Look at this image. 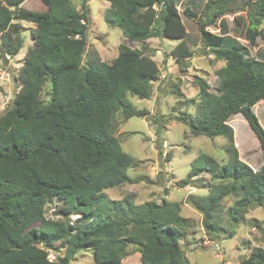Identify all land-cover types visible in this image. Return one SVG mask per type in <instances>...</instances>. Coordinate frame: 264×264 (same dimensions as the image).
Listing matches in <instances>:
<instances>
[{
	"label": "trees",
	"instance_id": "obj_1",
	"mask_svg": "<svg viewBox=\"0 0 264 264\" xmlns=\"http://www.w3.org/2000/svg\"><path fill=\"white\" fill-rule=\"evenodd\" d=\"M24 1L0 0V55L21 48L20 21L34 24L32 46L20 67L21 89L0 113V264H70L83 249L91 250L94 264H121L128 245L140 253L141 264H188L179 243L188 222L179 202L136 203L132 194L109 199L104 192L132 182L127 169L138 161L122 150L112 133L113 120L116 113L125 119L148 113L136 108L128 95L149 98L152 82L160 78L157 62L146 53L150 47L120 43L110 62L89 57L82 63L89 20L86 0L80 9L71 0H39L44 10L25 8ZM107 1L104 20L121 28L130 41L175 39L179 41L170 52L176 60L192 54L180 0ZM198 2L199 12L187 5L183 13L197 17L203 48L224 64L215 71L214 91L203 77L194 76L197 110L184 111L177 119L193 136L224 137L227 160L220 163L200 152L177 185L185 186L201 172L209 175L208 193H189L186 200L202 212L205 230L213 232L221 228L214 213L224 197L233 198L226 216L234 226L245 220L250 205L264 204V129L253 111L264 99V54L250 55L246 45L228 35L224 20L221 32L206 26L225 13L245 10L244 36L254 45L258 37L264 40V0ZM235 20L240 23L238 16ZM45 83L50 88L43 100ZM237 113L263 151L258 169L241 160L233 144L228 120ZM53 197L62 200L57 212L61 218L44 215ZM71 214L78 215L72 222ZM52 246L63 248V255L50 260L45 248ZM239 264H264V249L252 247Z\"/></svg>",
	"mask_w": 264,
	"mask_h": 264
},
{
	"label": "rangeland",
	"instance_id": "obj_2",
	"mask_svg": "<svg viewBox=\"0 0 264 264\" xmlns=\"http://www.w3.org/2000/svg\"><path fill=\"white\" fill-rule=\"evenodd\" d=\"M82 2L83 0H71L76 9L81 8ZM85 3L89 20L82 63H86L89 57L110 62L120 43L136 48L146 44L151 49L146 53L152 55L160 69V78L152 82L149 98L128 95L136 108H145L148 113L127 119L121 113L115 115L112 133L122 150L138 163L127 169L132 182L107 188L104 191L106 197L120 199L132 194L136 203L147 200L160 203L162 199L179 202L180 213L188 222L182 228L184 235L179 240L188 264H239L249 256L252 247L264 249V204L250 205L245 212V220L234 226L226 216V209L233 198L226 196L222 199L218 212L214 213V219L221 228L208 232L202 224V212L188 203L186 196L189 193L207 194L211 185L209 175L201 172L189 179L185 186L177 185L186 178L192 160L200 152L213 156L220 163L227 160L224 137L193 136L177 119L184 111L194 114L197 110L200 96L194 76L203 77L209 83V90L214 91L218 82L215 71L224 64L223 60L216 59L203 48L197 17L192 18L183 13L185 6L191 5L189 1L180 0L178 8L187 30L186 44L193 52L189 58L180 60H176L170 52L179 40L152 37L144 42L130 41L121 28L109 25L104 20V12L109 5L107 0H86ZM196 3V6H191L199 12L200 2L197 0ZM22 6L32 10L45 9L39 0H25ZM237 16L240 23L235 20ZM221 20L227 23L228 35L246 45L250 55L259 52L264 54L263 39L258 37L256 44L250 45L244 36V23L247 21L245 10L225 13L206 28L221 32ZM33 28V23L20 21L18 38L22 42L21 48L15 54L0 55V113L11 104L14 95L21 89L20 67L27 49L32 46L30 32ZM260 28L264 30V20ZM16 39L15 35L13 41ZM49 88V83L43 85L41 99H47ZM253 111L264 129V99L253 105ZM228 123L233 130V144L239 158L253 169H258L263 162V151L248 123L240 113L231 116ZM61 204L62 200L53 197L45 204L44 215L54 219L61 218L57 213ZM77 216L71 214L68 220L72 222ZM45 249L50 260L64 253L63 248L57 249L55 246ZM127 250L129 254L121 259V264H141L140 253L135 246L128 245ZM70 264H94L91 250H78Z\"/></svg>",
	"mask_w": 264,
	"mask_h": 264
}]
</instances>
